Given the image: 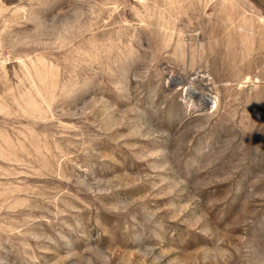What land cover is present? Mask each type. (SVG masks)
I'll return each instance as SVG.
<instances>
[{
    "label": "rangeland",
    "instance_id": "obj_1",
    "mask_svg": "<svg viewBox=\"0 0 264 264\" xmlns=\"http://www.w3.org/2000/svg\"><path fill=\"white\" fill-rule=\"evenodd\" d=\"M0 264H264V0H0Z\"/></svg>",
    "mask_w": 264,
    "mask_h": 264
},
{
    "label": "bare ground",
    "instance_id": "obj_2",
    "mask_svg": "<svg viewBox=\"0 0 264 264\" xmlns=\"http://www.w3.org/2000/svg\"><path fill=\"white\" fill-rule=\"evenodd\" d=\"M186 96H187L186 97L187 100L191 102V105H194V106H200V105L208 104L209 102H211V98L207 94L202 93L199 95L195 93L194 91H192L190 88H187ZM193 96L197 100L196 103H194L192 100Z\"/></svg>",
    "mask_w": 264,
    "mask_h": 264
}]
</instances>
